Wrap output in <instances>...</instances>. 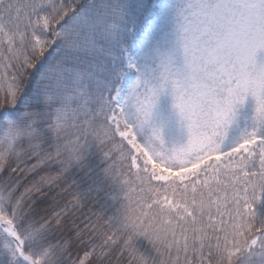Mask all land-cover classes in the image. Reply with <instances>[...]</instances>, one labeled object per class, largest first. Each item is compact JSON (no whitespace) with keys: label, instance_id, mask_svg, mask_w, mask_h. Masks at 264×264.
Wrapping results in <instances>:
<instances>
[{"label":"snow or ice","instance_id":"6c2138e0","mask_svg":"<svg viewBox=\"0 0 264 264\" xmlns=\"http://www.w3.org/2000/svg\"><path fill=\"white\" fill-rule=\"evenodd\" d=\"M264 0H0V264H264Z\"/></svg>","mask_w":264,"mask_h":264},{"label":"rangeland","instance_id":"374dc122","mask_svg":"<svg viewBox=\"0 0 264 264\" xmlns=\"http://www.w3.org/2000/svg\"><path fill=\"white\" fill-rule=\"evenodd\" d=\"M257 62L258 63L264 62V53H258Z\"/></svg>","mask_w":264,"mask_h":264}]
</instances>
